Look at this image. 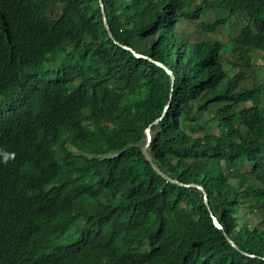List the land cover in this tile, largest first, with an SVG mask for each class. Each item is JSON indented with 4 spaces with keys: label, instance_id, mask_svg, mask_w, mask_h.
<instances>
[{
    "label": "trees",
    "instance_id": "obj_1",
    "mask_svg": "<svg viewBox=\"0 0 264 264\" xmlns=\"http://www.w3.org/2000/svg\"><path fill=\"white\" fill-rule=\"evenodd\" d=\"M102 1L0 0V264H264V0Z\"/></svg>",
    "mask_w": 264,
    "mask_h": 264
},
{
    "label": "rangeland",
    "instance_id": "obj_2",
    "mask_svg": "<svg viewBox=\"0 0 264 264\" xmlns=\"http://www.w3.org/2000/svg\"><path fill=\"white\" fill-rule=\"evenodd\" d=\"M201 1L197 0V4H200ZM208 18H204L203 20L205 22H212L214 18L219 19L220 18V11L218 9H213L212 11L208 10ZM235 19L231 21V24H228V28L224 30V34H222V31H220L219 34H204L203 38L205 40H208L209 42H213L214 39H223V40H229L231 37L230 35H235V32L239 30V28L242 26V23L235 24ZM201 24V21L195 22V23H186L185 24V30L189 32L191 35L190 37L193 38V32L195 26ZM180 32L183 33L184 29L180 27ZM225 57V60H230L233 63L239 61V55L238 54H223ZM263 54L262 53H255L252 54V57L250 60L241 59V65L236 67L232 72L230 73L232 77L235 75L241 73L242 77L239 78L238 83L239 86H243L246 88H251L254 86V84H258L261 86H264V64H263ZM224 60V61H225ZM226 69L228 67L226 66ZM75 151L74 149H72ZM77 152V151H75ZM224 171L225 174L229 173L228 169L225 167V165H222L221 168H219L220 174ZM232 183L237 184L238 179L236 178V174L233 176ZM256 207H254L255 209ZM247 217V215H245ZM262 220V217L260 214L254 211V216L252 217V228L258 224Z\"/></svg>",
    "mask_w": 264,
    "mask_h": 264
},
{
    "label": "water",
    "instance_id": "obj_3",
    "mask_svg": "<svg viewBox=\"0 0 264 264\" xmlns=\"http://www.w3.org/2000/svg\"><path fill=\"white\" fill-rule=\"evenodd\" d=\"M101 4H103L102 0H101ZM105 21H106V18H105ZM106 27H107L108 32L110 33V30H109L108 26H106ZM110 36L112 37L111 33H110ZM112 39H113V37H112ZM117 44H118V43H117ZM137 57L140 58V59L145 58V57L138 56V55H137ZM164 68H166V67H164ZM169 74L171 75V78H172V84H174V82H175V76H174L171 72H170ZM170 104H171V102H170L169 105L167 106L166 110L169 109ZM157 123H158V121L155 122V123H154L153 125H151L150 127L152 128V127H153L155 124H157ZM151 142H152V133H151V129H148V130H146V143H145V145H144V147H143V149H142V152H143L145 158H146L147 161L153 166L154 170H155L160 176H162L165 180H167L168 182H171V183L178 184V182H177L176 180H173L172 178H170L169 176H167L166 174H164V173L160 170V168L154 163V161H153V159H152V157H151V155H150V153H149V148H150V146H151ZM193 187H196V186L193 185ZM197 188H199V187L197 186ZM199 189H201V188H199ZM201 190H202V189H201ZM204 192H205V191H204ZM205 194H206V192H205ZM206 200H207V195H206ZM206 202H207V205L209 206L208 201H206ZM213 219H214L215 226H216L218 229L223 230V226L220 225L219 221H218L215 217H213ZM226 236H227V235H226ZM227 240L230 242V244H231L236 250L239 249V247L233 242V240H231V238H230L229 236H227ZM245 254H246V253H245Z\"/></svg>",
    "mask_w": 264,
    "mask_h": 264
},
{
    "label": "clouds",
    "instance_id": "obj_4",
    "mask_svg": "<svg viewBox=\"0 0 264 264\" xmlns=\"http://www.w3.org/2000/svg\"><path fill=\"white\" fill-rule=\"evenodd\" d=\"M103 2V1H102ZM233 19H235L236 21H235V23H240V21L239 20H237V18H232V19H230V21L228 22L229 24H231V21L233 20ZM106 26H108V24L106 23ZM109 28V27H108ZM110 30V29H109ZM113 37V36H112ZM124 48H126V49H128L127 47H124ZM134 54H135V56L137 57V53H135L134 52ZM224 54V53H223ZM249 54V56L251 55V53H248ZM255 54V53H254ZM263 54V53H262ZM138 56H142V55H138ZM263 56H264V54H263ZM142 57H145V56H142ZM251 57H252V55H251ZM138 58V57H137ZM143 59H148L147 57H145V58H143ZM149 60H151L150 58H149ZM152 61V60H151ZM158 66H160L161 68H163L164 70H166V72L169 74L171 71L166 67V66H164L162 63H160V62H155ZM263 64H264V57H263ZM164 67H166V68H164ZM172 73V72H171ZM173 74V73H172ZM170 75V74H169ZM174 75V74H173ZM171 76V75H170ZM172 79V78H171ZM176 79V78H175ZM175 83V82H174ZM172 85H174V84H172ZM167 108V107H166ZM166 112H167V110H165V114H166ZM157 122V121H156ZM158 122H159V120H158ZM148 129H152L151 127H149V128H147V130ZM146 134V133H145ZM146 143V142H145ZM152 143V142H151ZM143 149V148H142ZM75 150V149H74ZM76 151V150H75ZM151 155V154H150ZM15 159V153H9V152H7V151H3V150H0V163H2V164H7V163H9L11 160H14ZM168 176V175H167ZM171 178V177H170ZM174 180V179H173ZM177 181V180H176ZM178 182V181H177ZM193 185H195L196 187L198 186L199 188H201L202 189V187H200L199 185H196V184H193ZM193 185H191V186H193ZM190 186V185H189ZM208 198V197H207ZM217 219V218H216Z\"/></svg>",
    "mask_w": 264,
    "mask_h": 264
}]
</instances>
